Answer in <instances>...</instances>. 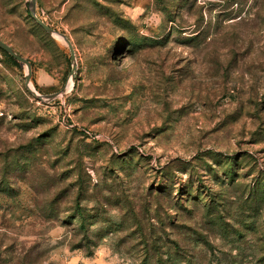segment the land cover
Listing matches in <instances>:
<instances>
[{"label":"rangeland","instance_id":"374dc122","mask_svg":"<svg viewBox=\"0 0 264 264\" xmlns=\"http://www.w3.org/2000/svg\"><path fill=\"white\" fill-rule=\"evenodd\" d=\"M0 0V264H264V0ZM15 60V59H14Z\"/></svg>","mask_w":264,"mask_h":264},{"label":"water","instance_id":"95a60500","mask_svg":"<svg viewBox=\"0 0 264 264\" xmlns=\"http://www.w3.org/2000/svg\"><path fill=\"white\" fill-rule=\"evenodd\" d=\"M29 4H30V13H31L33 19L46 33H48L50 35L58 34L64 38V41L68 45V48L70 51V59L72 61V68L70 71V75L73 77L76 65H75V52H74V48H73L71 41L64 34L56 32L51 26H49L46 22H44L42 19H40L37 16L36 11H35L36 0H30ZM0 49H2L7 54L12 56L16 61L22 62L26 65L27 72L25 74V85L28 88V90L32 93V95L34 97H36L37 99H39V100H42L43 98L52 99V98L56 97L60 92L64 91V89H61L60 92H55V93L48 94L45 96H41V95L37 94L35 92V90H33L29 86V81H30V77H31V62L28 59L24 58L21 54L16 52L15 49L10 44L5 42L1 38H0Z\"/></svg>","mask_w":264,"mask_h":264},{"label":"trees","instance_id":"16d2710c","mask_svg":"<svg viewBox=\"0 0 264 264\" xmlns=\"http://www.w3.org/2000/svg\"><path fill=\"white\" fill-rule=\"evenodd\" d=\"M0 51H2L5 55H7L10 59H12L15 63H17V61L14 60V58L10 56L9 54H7L5 51H3L2 49H0Z\"/></svg>","mask_w":264,"mask_h":264},{"label":"bare ground","instance_id":"6f19581e","mask_svg":"<svg viewBox=\"0 0 264 264\" xmlns=\"http://www.w3.org/2000/svg\"><path fill=\"white\" fill-rule=\"evenodd\" d=\"M55 36H57L59 39H61V40H64V38L62 37V36H60V35H58V34H55ZM31 87V86H30Z\"/></svg>","mask_w":264,"mask_h":264}]
</instances>
